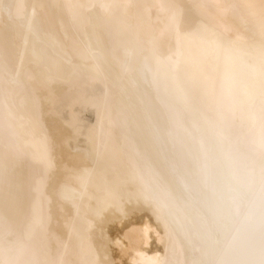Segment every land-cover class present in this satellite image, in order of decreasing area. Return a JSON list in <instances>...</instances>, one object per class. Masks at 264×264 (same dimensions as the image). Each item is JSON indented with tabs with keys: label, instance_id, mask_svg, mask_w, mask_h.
<instances>
[{
	"label": "bare ground",
	"instance_id": "obj_1",
	"mask_svg": "<svg viewBox=\"0 0 264 264\" xmlns=\"http://www.w3.org/2000/svg\"><path fill=\"white\" fill-rule=\"evenodd\" d=\"M0 264H264V0H0Z\"/></svg>",
	"mask_w": 264,
	"mask_h": 264
}]
</instances>
